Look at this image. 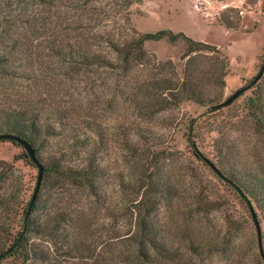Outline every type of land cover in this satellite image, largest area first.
Listing matches in <instances>:
<instances>
[{
	"label": "rangeland",
	"instance_id": "rangeland-1",
	"mask_svg": "<svg viewBox=\"0 0 264 264\" xmlns=\"http://www.w3.org/2000/svg\"><path fill=\"white\" fill-rule=\"evenodd\" d=\"M67 1L0 0V108H39L55 130L40 136L42 164L60 159L93 178L86 184L45 170L27 211L32 253L0 264H137L151 227L179 254L174 264H264V202L250 198V207L217 172L238 171L264 190V74L252 84L264 64V0H71L76 8L66 13ZM81 19L82 40L62 43L76 31L61 25ZM161 29L221 54L188 58L183 41L150 40L146 59L124 73L112 41ZM80 42L107 63H76ZM188 76L205 104L156 94L158 79ZM24 153L0 140V248L23 231L38 182L39 168Z\"/></svg>",
	"mask_w": 264,
	"mask_h": 264
},
{
	"label": "trees",
	"instance_id": "trees-1",
	"mask_svg": "<svg viewBox=\"0 0 264 264\" xmlns=\"http://www.w3.org/2000/svg\"><path fill=\"white\" fill-rule=\"evenodd\" d=\"M65 6L67 8L66 13H71L76 8L75 4H73L71 0H68L67 5ZM86 14L88 15V13L85 12V15ZM81 20L82 21L80 22H78V20H73V22H70V24L61 25L62 27L64 26L63 31H76V34L74 35H71L69 33L64 35L65 40H62V43H68L69 38H73L74 40L79 39V41L82 40V38L84 37L83 30L87 28V19ZM72 25H74L75 28ZM99 37L102 36H100V34L92 35V39L95 40L99 39ZM163 39H166L171 43H178L180 41L186 43L187 49L184 57L191 58L193 54L202 53L207 49H209V51L213 53L221 54V50L218 46L209 44L204 41L196 40L188 36L183 31L174 32L172 29H161L155 32L138 34L132 36L131 38L124 39L121 42H113L111 40V44L112 47L116 50V53H118L122 57L124 63V66L122 68L124 73L130 74L132 70V65L130 64L133 62V60L144 61L148 55L146 50L144 49L145 42L150 40L160 41ZM75 46H77V53H74L72 55L73 58L77 61L76 63H78L79 65L88 67L89 65H101L107 63L106 57L104 55L97 53L92 48H90V50L87 49L89 47H87L84 43L80 42ZM83 49L84 51H82ZM69 55H71V53H69ZM224 59L225 62L223 63L225 64V68H227L228 58L224 56ZM4 61L6 60H4L3 56H0V74L4 73L1 66ZM149 78L151 80L150 82H152V80H155L154 77ZM260 79L258 81H255L254 79L252 84L258 83ZM158 80L159 82L156 83V89H158V92L156 94H168L174 103H180L185 99H190L196 101L197 103L205 104L204 97L202 96V92L200 91L198 84L195 83L190 76H188L187 78H183V80L181 81L168 78H160ZM54 131L55 130L52 126V123L46 121L41 110L35 106L27 103H21L15 106L9 105L0 108V134L16 135L23 140L28 141L35 149L36 155L40 147V136L43 133L48 136L54 135ZM90 131H92L91 124L88 123L84 128V132H79V134L82 135L84 139V136H86ZM262 132L264 133V129L262 130ZM0 140H9L14 143H18L23 147L20 142L14 139L0 138ZM24 154L26 158L29 157L26 150ZM45 170L57 174V177L61 179H79V182H85L86 184L88 182L90 183L91 179L93 178L92 174L88 172L89 168L77 169L71 166H64L62 160L60 159H57L55 162H53L51 166H44V172ZM217 172L221 177H224L225 180H227L231 184V186L240 194V196L249 204L250 207H252L250 198H253L255 200L261 199L264 202V190L259 186H253L252 183L250 185H246V180L240 172H233L229 174V176H225L220 170H218ZM30 201L27 203L26 208L24 209V216L22 221L23 231L18 233V235L14 237V239L12 240L13 243L9 246L8 249L2 247L0 248V259L6 258L9 254H14L18 258L24 260L28 259L30 253H32V250L27 248L26 246V233L30 230V225H32V222L28 216V214L30 213H27V211L29 210ZM35 207L36 200L30 208V212H32ZM153 231H155V227L150 228L149 238L140 242L142 249L144 247L149 249H143L137 252L138 255L134 256V258L139 262L137 264H174L173 261L178 259L179 254H174V252L170 250V248L166 246L165 243L157 240L156 234H153ZM150 235H153L154 237H151ZM127 261H130V259Z\"/></svg>",
	"mask_w": 264,
	"mask_h": 264
},
{
	"label": "water",
	"instance_id": "water-1",
	"mask_svg": "<svg viewBox=\"0 0 264 264\" xmlns=\"http://www.w3.org/2000/svg\"><path fill=\"white\" fill-rule=\"evenodd\" d=\"M264 74V64L263 66L261 67V70L260 72L258 73V75L256 76L255 78V81H258ZM245 91V88H241L239 89L238 91H236L233 95H231L229 98H227V100L225 102L222 103V105H228L230 103H232L236 98H238L243 92ZM0 138H9V139H14V140H17L18 142H20L23 147L25 148V150L27 151L30 159H32V161L37 165V167L39 168V176H38V182H37V185H36V189L34 191V194L32 196V199L30 201V206H29V210L28 212L30 211V208L32 207L33 203L35 202L36 198H37V195H38V192L40 190V187H41V183H42V179H43V176H44V166L43 164L40 162V160L38 159L37 155H36V152H35V149L32 147V145L26 141V140H23L22 138H20L19 136H16V135H12V134H0ZM258 228V232L260 234V228H259V225L257 226ZM259 247H260V250H261V253L263 254V249H262V242H261V237L259 236Z\"/></svg>",
	"mask_w": 264,
	"mask_h": 264
}]
</instances>
